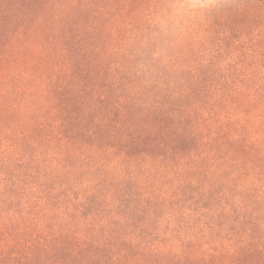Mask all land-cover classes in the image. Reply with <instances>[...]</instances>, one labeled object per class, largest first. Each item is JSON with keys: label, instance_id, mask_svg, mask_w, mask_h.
Wrapping results in <instances>:
<instances>
[{"label": "trees", "instance_id": "obj_1", "mask_svg": "<svg viewBox=\"0 0 264 264\" xmlns=\"http://www.w3.org/2000/svg\"><path fill=\"white\" fill-rule=\"evenodd\" d=\"M161 2L0 0V264H264V77Z\"/></svg>", "mask_w": 264, "mask_h": 264}, {"label": "rangeland", "instance_id": "obj_2", "mask_svg": "<svg viewBox=\"0 0 264 264\" xmlns=\"http://www.w3.org/2000/svg\"><path fill=\"white\" fill-rule=\"evenodd\" d=\"M206 13L219 19L205 20ZM206 13L163 40L189 49L188 59L193 62L223 63L233 74L264 77V10L259 9V0H217V6Z\"/></svg>", "mask_w": 264, "mask_h": 264}, {"label": "clouds", "instance_id": "obj_3", "mask_svg": "<svg viewBox=\"0 0 264 264\" xmlns=\"http://www.w3.org/2000/svg\"><path fill=\"white\" fill-rule=\"evenodd\" d=\"M217 6V0H166L154 14L153 23L160 33L182 32L196 17Z\"/></svg>", "mask_w": 264, "mask_h": 264}]
</instances>
